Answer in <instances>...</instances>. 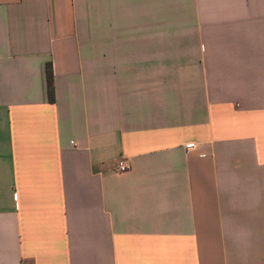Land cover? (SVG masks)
<instances>
[{"label":"crops","instance_id":"obj_1","mask_svg":"<svg viewBox=\"0 0 264 264\" xmlns=\"http://www.w3.org/2000/svg\"><path fill=\"white\" fill-rule=\"evenodd\" d=\"M0 264H264V0H0Z\"/></svg>","mask_w":264,"mask_h":264},{"label":"trees","instance_id":"obj_2","mask_svg":"<svg viewBox=\"0 0 264 264\" xmlns=\"http://www.w3.org/2000/svg\"><path fill=\"white\" fill-rule=\"evenodd\" d=\"M46 75H47V90H48V98L50 102H55V92H54V74L52 64L48 63L46 66Z\"/></svg>","mask_w":264,"mask_h":264},{"label":"built area","instance_id":"obj_3","mask_svg":"<svg viewBox=\"0 0 264 264\" xmlns=\"http://www.w3.org/2000/svg\"><path fill=\"white\" fill-rule=\"evenodd\" d=\"M186 148L188 150H191V149L195 148V145L194 144H189V145H187ZM129 169H130V166H129L128 162L126 160L122 159L117 164L116 172L119 173V174H122V173L128 172Z\"/></svg>","mask_w":264,"mask_h":264}]
</instances>
